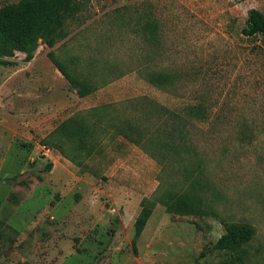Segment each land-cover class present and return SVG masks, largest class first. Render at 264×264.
Wrapping results in <instances>:
<instances>
[{
	"label": "rangeland",
	"instance_id": "obj_1",
	"mask_svg": "<svg viewBox=\"0 0 264 264\" xmlns=\"http://www.w3.org/2000/svg\"><path fill=\"white\" fill-rule=\"evenodd\" d=\"M250 9L264 14V0H83L24 50L0 39V264H229L212 248L226 223L254 228L245 263L264 264V38L241 32ZM199 102L208 121L188 111ZM79 115L85 149L54 132ZM125 118L140 143L117 135ZM184 191L201 214L166 211V192Z\"/></svg>",
	"mask_w": 264,
	"mask_h": 264
},
{
	"label": "trees",
	"instance_id": "obj_2",
	"mask_svg": "<svg viewBox=\"0 0 264 264\" xmlns=\"http://www.w3.org/2000/svg\"><path fill=\"white\" fill-rule=\"evenodd\" d=\"M82 7L83 0H18L2 5L0 6V39L4 40L10 46L24 50L40 30H46L52 24L55 25V28H62V25L67 20L76 18L82 10ZM126 8L127 6L124 4L116 10L122 13V10ZM141 27L142 32L151 29V25L147 20L142 23ZM241 32L247 37L260 36L264 38V14L258 9H250ZM47 42L48 45H53L54 40L50 39ZM32 56L31 52L27 54L28 58ZM47 56L69 82V85L76 89L80 97H84L94 90L87 83H83L80 79L70 76L55 60L51 52H48ZM150 75L149 81L158 85H162L167 78L166 75L161 73H152ZM103 110L98 107H93L86 111V113L98 112L94 124L97 123L100 126L102 122L104 123ZM188 111L193 117L201 121L209 120L210 112L204 102L191 105ZM211 122L213 123V119H211ZM141 127L126 118L120 119L119 125L117 124L116 127L117 135L131 143H140L144 137L142 132L144 129ZM57 131L75 137V148L85 149L89 147L86 144L85 136L91 135L92 133L90 128L86 127V116L79 115L65 119L58 125L54 132ZM42 144L46 145L44 141ZM50 168L51 163H48L46 169L49 170ZM165 195L166 198L162 200V203L168 213L198 215L203 212L196 198L187 191L179 193L166 192ZM140 203L145 207V211L132 238L131 242L133 245L151 212L152 203L148 199L143 198ZM253 235L254 228L249 224L226 223L224 233L217 238L212 248L227 252L230 255L229 264H246L245 259L247 258V253L245 245L248 244ZM202 254H205V252H202ZM197 264L199 263L197 262Z\"/></svg>",
	"mask_w": 264,
	"mask_h": 264
},
{
	"label": "crops",
	"instance_id": "obj_3",
	"mask_svg": "<svg viewBox=\"0 0 264 264\" xmlns=\"http://www.w3.org/2000/svg\"><path fill=\"white\" fill-rule=\"evenodd\" d=\"M57 69V68H56ZM62 75V74H61ZM54 76H56V74L54 73ZM63 76V75H62ZM58 78V80H59V82L61 83V88H60V91H61V98H63V97H65V92L68 90V88L69 87H67V85H66V82L61 78V77H59V76H57ZM64 78V77H63ZM40 80V79H39ZM54 89H55V87H54ZM21 94H24L23 92H20ZM78 95V94H77ZM92 94L91 93H89V94H87L86 96H84V97H81V98H83V99H85V100H87L88 98L90 99L92 96H91ZM79 96V95H78ZM78 98H80V96L78 97ZM62 102H63V104H66L67 103V101H66V99L65 98H63V99H60ZM59 100V101H60ZM55 101V100H54ZM60 165H62L63 167H64V165L62 164V163H53V166H52V168H51V172L52 173H57V170L59 169V168H61L60 167Z\"/></svg>",
	"mask_w": 264,
	"mask_h": 264
}]
</instances>
